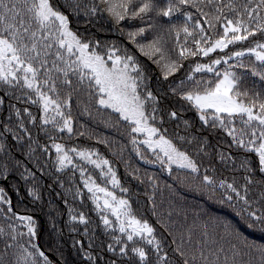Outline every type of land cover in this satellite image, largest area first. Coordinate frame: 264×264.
Instances as JSON below:
<instances>
[{
	"label": "snow or ice",
	"instance_id": "1",
	"mask_svg": "<svg viewBox=\"0 0 264 264\" xmlns=\"http://www.w3.org/2000/svg\"><path fill=\"white\" fill-rule=\"evenodd\" d=\"M0 264H264V0H0Z\"/></svg>",
	"mask_w": 264,
	"mask_h": 264
},
{
	"label": "trees",
	"instance_id": "2",
	"mask_svg": "<svg viewBox=\"0 0 264 264\" xmlns=\"http://www.w3.org/2000/svg\"><path fill=\"white\" fill-rule=\"evenodd\" d=\"M81 121L82 122H85V123H89V124H91L92 122L89 120V118L88 117H81ZM97 130L101 133V134H104V135H108L110 138H115L116 139V148L118 149L119 148V146H120V143H121V140H120V136H119V134L116 132V130L115 129H110V128H105L104 126H103V124L102 123H99L98 121H97ZM82 142H84V143H88V144H94L95 142L94 141H91V140H86V141H82ZM99 148H100V150L102 151V152H104V154H106V155H108L110 158H112L113 160H114V162L115 163H117V165H118V169H119V173L121 174V176H123V174H124V168H123V166L122 165H120L119 164V162L118 161H116L115 160V157H112V154H111V152H109L108 151V149L104 146V145H97ZM16 155L17 156H19V153H16ZM125 155H127V151L125 152ZM133 162L134 163H138V164H140V166H141V168L143 169L144 167H149V170L150 171H156V172H159V167L158 166H155V167H150V166H147V165H144L143 164V162H141V161H138V159L137 158H135V157H133ZM77 176H78V174H77ZM160 179L162 180V181H164V180H166L168 183H172V180H171V178H169L168 176H167V173H163V174H161L160 175ZM143 185H140L139 186V188H140V190L141 191H143ZM181 195L182 196H184V197H186V201H187V203L189 204V206H191L192 204H195V203H198L199 201H200V197H199V195H197V194H193V193H191V192H188L186 189H183V188H181ZM163 200L165 201V203H164V205H163V207L165 208V209H167V207H168V200L170 199V198H172V199H175L176 201H177V204H179L181 201H180V197H170V194H169V191H168V189L167 188H165L164 190H163ZM161 199V196L159 195V193L157 194V200L159 201ZM141 200L143 201V197H141ZM63 206V205H62ZM135 206V205H134ZM208 207L213 211V212H215V211H217V209H218V206L217 205H214V204H211V203H209L208 204ZM83 210H85V211H87V209L85 208V209H83ZM94 215V214H93ZM181 217H182V212H181ZM66 218V217H65ZM148 218L153 222V223H155V217H152L151 215H150V213H148ZM174 218H175V216H174ZM157 229H158V234H160L161 232H163V229H161L160 228V226L159 225H157ZM165 236H167V233H163ZM80 237L79 236H77V239H79ZM254 238H257V239H259V236L257 235L256 237H254ZM170 239V238H169ZM84 244L85 245H87V239L85 238L84 239ZM68 246L69 247H71V240H69L68 241Z\"/></svg>",
	"mask_w": 264,
	"mask_h": 264
}]
</instances>
